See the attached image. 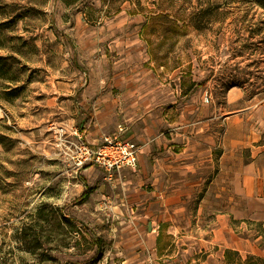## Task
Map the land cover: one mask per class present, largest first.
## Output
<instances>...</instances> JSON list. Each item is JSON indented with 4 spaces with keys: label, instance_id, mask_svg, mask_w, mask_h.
Returning <instances> with one entry per match:
<instances>
[{
    "label": "rangeland",
    "instance_id": "obj_1",
    "mask_svg": "<svg viewBox=\"0 0 264 264\" xmlns=\"http://www.w3.org/2000/svg\"><path fill=\"white\" fill-rule=\"evenodd\" d=\"M260 1L4 0L0 18L21 16L4 26L5 45L0 49L11 66L0 76L1 103L10 117L0 120V264H139L148 256H137L134 239H129V221L108 219L104 210L80 201L85 190L78 178L80 170L70 164V151L54 138L52 127L75 117L69 93L70 72L78 58L76 42L84 32L79 25L98 28L120 7H131L145 18L144 36L166 76L175 72L188 82L203 74L220 104L228 88L242 89L243 98L228 108L236 120L245 122L242 126L236 121V135L250 125L252 143L257 145L253 138L264 143V5ZM199 5L211 6L195 16L201 28L190 22L194 6ZM12 85L23 88L15 92ZM255 150L244 149L245 161L254 158ZM263 178L252 174L247 182L239 174L220 176L223 233L219 253L211 262L205 250L186 251L180 242L168 248L175 251L171 255L167 250L159 254L160 264H225L227 249L238 250L244 258H264V222L259 219L264 205L256 197L264 192ZM224 185L229 191L221 189ZM204 211L209 213L210 208ZM205 217L197 227H205ZM86 227L104 243L99 245ZM185 242L188 245L189 240Z\"/></svg>",
    "mask_w": 264,
    "mask_h": 264
},
{
    "label": "crops",
    "instance_id": "obj_2",
    "mask_svg": "<svg viewBox=\"0 0 264 264\" xmlns=\"http://www.w3.org/2000/svg\"><path fill=\"white\" fill-rule=\"evenodd\" d=\"M144 20L131 7H120L98 28L79 25L84 32L76 42L78 58L70 72L69 93L75 117L52 127L54 138L68 151L70 142L60 133L63 130L70 140L73 128L95 149L107 137L139 144L136 168L112 173L96 163L77 168L70 161L80 170L78 178L85 189L80 201L88 191L84 203L90 201L104 210L107 218L129 221V239H134L137 256L148 255L139 264H160L159 254L167 250L171 255L175 251L168 248L180 242L186 251L205 250L211 262L219 253L223 233L219 229L220 176L239 174L247 182L252 174L264 176V143L256 138L257 145L252 143L250 125L235 133L236 121L242 126L245 122L236 120L228 106L243 98L241 88H228L220 104L203 74L188 82L175 72L166 76L144 36ZM70 30L74 41V27ZM3 94L0 120L10 121L1 103ZM88 118V129L83 131ZM251 146L256 149L254 158L245 161L244 149ZM228 185L221 189L229 191ZM256 197L264 205V192ZM204 208H210L209 213ZM204 214L202 229L197 226ZM259 219L264 222V212Z\"/></svg>",
    "mask_w": 264,
    "mask_h": 264
},
{
    "label": "built area",
    "instance_id": "obj_3",
    "mask_svg": "<svg viewBox=\"0 0 264 264\" xmlns=\"http://www.w3.org/2000/svg\"><path fill=\"white\" fill-rule=\"evenodd\" d=\"M207 101H210L209 97ZM61 131V138L70 142V161L77 168L96 163L113 172L138 166L141 146L136 142L122 140L119 137H107L104 144L95 149L88 145L78 128L72 129L70 140L67 134Z\"/></svg>",
    "mask_w": 264,
    "mask_h": 264
},
{
    "label": "trees",
    "instance_id": "obj_4",
    "mask_svg": "<svg viewBox=\"0 0 264 264\" xmlns=\"http://www.w3.org/2000/svg\"><path fill=\"white\" fill-rule=\"evenodd\" d=\"M261 1H260V4L264 5V1L263 0ZM4 4H5L4 0H0V14H1L2 8L6 7ZM215 6L217 7L218 5H215ZM194 7L196 8V10L192 12L190 22L195 27L201 28L202 26L197 20H195L196 18L195 16L200 13H204L208 11L209 8H211V6L205 9L202 7V5L194 6ZM20 16L21 14H17L16 16H13V17L11 16L10 18H4V17L0 18V49H2L5 45L4 39H3L4 26L7 25L8 23L15 22L18 18H20ZM8 60H9V57H6L0 54V76H3L7 72V70L11 68V66H8L7 64ZM15 81L17 84V81L19 80H15ZM21 88H23V86L13 87L12 89H15V92H18L21 90ZM89 122H90V118H88L85 121V124L82 125L81 130L83 131L87 130ZM81 198H82L81 199L82 201H85L88 198V191L85 192ZM86 229L90 232L91 236L99 243V245H102L104 243L103 238H101L98 234H96L95 231H93L92 229H89V227H86ZM225 264H264V258L255 257L253 255H248L247 257L244 258L238 250L227 249L225 252Z\"/></svg>",
    "mask_w": 264,
    "mask_h": 264
}]
</instances>
